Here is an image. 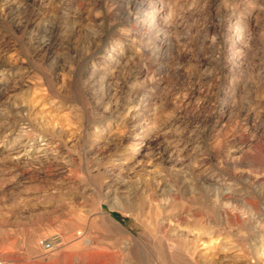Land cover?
I'll list each match as a JSON object with an SVG mask.
<instances>
[{
    "label": "rangeland",
    "instance_id": "1",
    "mask_svg": "<svg viewBox=\"0 0 264 264\" xmlns=\"http://www.w3.org/2000/svg\"><path fill=\"white\" fill-rule=\"evenodd\" d=\"M127 1L0 0V263L264 264V0Z\"/></svg>",
    "mask_w": 264,
    "mask_h": 264
},
{
    "label": "bare ground",
    "instance_id": "2",
    "mask_svg": "<svg viewBox=\"0 0 264 264\" xmlns=\"http://www.w3.org/2000/svg\"><path fill=\"white\" fill-rule=\"evenodd\" d=\"M128 2V4L129 5H133V6H136L137 7V5L139 4V8H138V10H140V9H149V2L147 1V0H128L127 1ZM126 2V3H127ZM143 5V6H142ZM141 6H142V8H141ZM129 7V6H128ZM128 9V8H127ZM129 9H130V7H129ZM137 10V9H136ZM156 10H160V8L158 7V8H156L155 10H153V11H156ZM141 11V10H140ZM146 12V11H145ZM153 14H155V13H153ZM155 16V15H154ZM150 17H152V15L150 16ZM149 16L147 17L148 19L150 18ZM220 206V205H219ZM227 212V211H226ZM230 213V212H229ZM210 227V226H209ZM213 228V227H212ZM181 242V241H180ZM77 243H79V242H77ZM186 243V242H185ZM189 243V242H188ZM174 246V245H173ZM95 250V249H94ZM98 250V249H97ZM97 252V251H96ZM88 253V252H87ZM90 253V252H89ZM112 256V255H111ZM104 262V261H103ZM90 263H92V264H95L96 262L95 261H92V262H90ZM96 264H98V263H96ZM99 264H101L100 262H99Z\"/></svg>",
    "mask_w": 264,
    "mask_h": 264
},
{
    "label": "built area",
    "instance_id": "3",
    "mask_svg": "<svg viewBox=\"0 0 264 264\" xmlns=\"http://www.w3.org/2000/svg\"><path fill=\"white\" fill-rule=\"evenodd\" d=\"M42 244H43V246H44L45 248H47V249H51L52 246H53V241H51V240H43V241H42ZM0 264H1V263H0Z\"/></svg>",
    "mask_w": 264,
    "mask_h": 264
}]
</instances>
